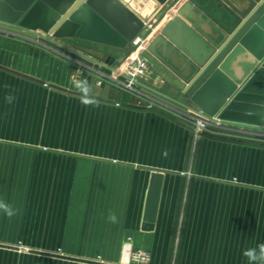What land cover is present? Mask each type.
Returning a JSON list of instances; mask_svg holds the SVG:
<instances>
[{
	"label": "crops",
	"instance_id": "obj_1",
	"mask_svg": "<svg viewBox=\"0 0 264 264\" xmlns=\"http://www.w3.org/2000/svg\"><path fill=\"white\" fill-rule=\"evenodd\" d=\"M179 1L161 8L167 19ZM198 1L207 16L235 19L220 0ZM62 43L85 61L0 31V200L15 210L0 211V264H248L244 251L264 244V135L224 125L212 130L236 138L196 134L178 111L124 87L129 50ZM155 74L140 82L176 98ZM129 246L148 262L123 254Z\"/></svg>",
	"mask_w": 264,
	"mask_h": 264
},
{
	"label": "water",
	"instance_id": "obj_2",
	"mask_svg": "<svg viewBox=\"0 0 264 264\" xmlns=\"http://www.w3.org/2000/svg\"><path fill=\"white\" fill-rule=\"evenodd\" d=\"M168 1L147 0L151 12L142 16L124 0H0V31L83 61L62 41L123 50L137 37H146L152 14ZM220 1L235 17L232 23L207 16L200 1L186 0L141 52L147 67L176 90V98L140 81L134 86L182 115L264 135V0ZM203 132L230 136L209 128ZM161 179L160 173H152L145 203L147 230L155 223Z\"/></svg>",
	"mask_w": 264,
	"mask_h": 264
},
{
	"label": "built area",
	"instance_id": "obj_3",
	"mask_svg": "<svg viewBox=\"0 0 264 264\" xmlns=\"http://www.w3.org/2000/svg\"><path fill=\"white\" fill-rule=\"evenodd\" d=\"M153 25L152 24H146V37H137L135 41L132 43L133 49L132 55L129 59H127L124 63V70L126 71V77L128 78V82L124 85L127 90L132 91L134 89V82L138 79H144L150 77L149 72L147 70V65L144 59L141 58V52L143 51L146 43L148 40L152 37V30ZM149 75V76H148ZM159 106V105H158ZM161 107V106H160ZM164 107V106H163ZM149 110H154L157 108V104L152 102L147 107ZM165 109V108H164ZM185 116V117H184ZM183 117L187 122L193 123V129L195 130L196 134H205L203 130L205 128H209L211 125V122L207 119L200 118L199 115H184ZM124 254L132 259H135V261L139 263H147L149 260V256L146 252H134L129 246L124 250Z\"/></svg>",
	"mask_w": 264,
	"mask_h": 264
},
{
	"label": "clouds",
	"instance_id": "obj_4",
	"mask_svg": "<svg viewBox=\"0 0 264 264\" xmlns=\"http://www.w3.org/2000/svg\"><path fill=\"white\" fill-rule=\"evenodd\" d=\"M76 87L85 94L90 92V86L87 85L86 82H80L76 85ZM4 99L7 103L11 104L13 103L15 97L12 95H7ZM82 102L84 101L82 100ZM0 211L8 216H13L15 214V210L3 200H0ZM108 219L113 224L118 222L117 216L115 214L110 215ZM243 255L247 257L248 264H264V244L258 245L257 248L246 249Z\"/></svg>",
	"mask_w": 264,
	"mask_h": 264
},
{
	"label": "rangeland",
	"instance_id": "obj_5",
	"mask_svg": "<svg viewBox=\"0 0 264 264\" xmlns=\"http://www.w3.org/2000/svg\"><path fill=\"white\" fill-rule=\"evenodd\" d=\"M127 1H129L130 3H132V4H134L135 2L139 5V7L137 8V11L139 12V13H141V14H143V15H146V12H148V13H150L151 12V7H148V6H151L152 5V3L151 4H149V2H144L143 0H127ZM147 1V0H146ZM179 0H178V2H177V4L179 5ZM168 16H169V13L168 12H166L164 9H159L158 11H156V12H154V14H152V16H151V22H150V24H152L153 25V31H152V33H157L168 21L167 20H169V19H167L168 18ZM163 21L164 22H166V23H163ZM163 23V24H162ZM103 50V49H102ZM124 50V52L125 51H127V50H129L130 51V55L127 57V59H129L130 57H131V55H132V50H134L133 49V46H132V44H130L129 46H127L125 49H123ZM108 51V50H107ZM103 52H104V50H103ZM106 52V51H105ZM126 59V60H127ZM147 70H148V72H149V75H150V77L149 78H147L146 80H144V79H138V80H136V81H141V82H145V81H147V82H155V80H156V74H155V72L154 71H152V70H150L148 67H147ZM148 75V76H149ZM160 79V78H159ZM147 82H145V83H147ZM161 83H162V80H161ZM153 84V83H152ZM211 125L212 126H209V129H213V128H215V127H219L220 125H215V124H213L212 122H211ZM216 129V128H215ZM124 254V253H123Z\"/></svg>",
	"mask_w": 264,
	"mask_h": 264
},
{
	"label": "bare ground",
	"instance_id": "obj_6",
	"mask_svg": "<svg viewBox=\"0 0 264 264\" xmlns=\"http://www.w3.org/2000/svg\"><path fill=\"white\" fill-rule=\"evenodd\" d=\"M124 1H127V0H124ZM131 6H132L133 9L135 8L136 10L138 8V6H136L135 3L134 4L131 3ZM146 15H148V12H146ZM142 16H145V15L142 14ZM154 35H155V33L152 34V36H154Z\"/></svg>",
	"mask_w": 264,
	"mask_h": 264
}]
</instances>
